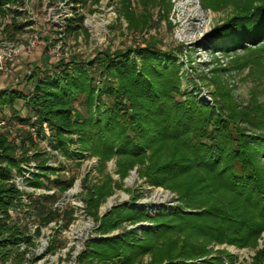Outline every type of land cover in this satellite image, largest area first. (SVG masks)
<instances>
[{
  "label": "trees",
  "instance_id": "1",
  "mask_svg": "<svg viewBox=\"0 0 264 264\" xmlns=\"http://www.w3.org/2000/svg\"><path fill=\"white\" fill-rule=\"evenodd\" d=\"M121 1L129 5L130 0ZM206 1L202 4L209 7ZM232 5L234 17L212 35L215 49L224 54L236 48L248 51V44L264 41V0ZM24 8V0H0L3 39L18 42L33 24ZM125 10L130 24L138 21ZM75 14L65 25L67 35L84 29L83 16ZM254 50L263 52L260 45ZM182 54L181 45L161 50L154 42L108 48L33 68L25 76L27 89L21 84L0 89V114L3 108L11 112V119L5 116L8 126L35 129L52 152L67 160L86 153L100 163L96 170L105 180L93 185L87 178L82 181L85 212L97 223V237L85 241L75 264H139L145 256L150 264H224V259L226 264H264V244L256 249L264 233V105L236 102L218 70L212 81L197 76L214 86L212 103L200 100L195 83L192 90L182 86L187 81L177 59ZM248 64L250 60L243 67ZM23 134L17 132V141L8 131L0 132V264H39L44 254L36 256L34 249L42 228L55 222L58 234L74 221L72 209L56 204L75 178L51 177L56 170L43 157L32 171L24 147L29 134ZM114 158L121 180L137 168L149 187L176 195L177 204L162 206L155 214L140 205L121 204L99 217L113 191L105 163ZM15 176H26L28 188L55 191L20 190L12 182ZM131 200L136 203L137 197ZM141 222L150 226L140 232L124 227ZM58 243L53 235L45 254L55 252ZM211 245L256 251L249 261H239Z\"/></svg>",
  "mask_w": 264,
  "mask_h": 264
},
{
  "label": "rangeland",
  "instance_id": "2",
  "mask_svg": "<svg viewBox=\"0 0 264 264\" xmlns=\"http://www.w3.org/2000/svg\"><path fill=\"white\" fill-rule=\"evenodd\" d=\"M24 1L27 20L32 21L33 24L21 34L18 45L26 47L30 40H35V47L30 52L22 49L16 54L17 56L7 62L6 72L0 75V89L12 87L17 82L22 88L27 89L30 85L26 84L25 76L30 75L35 67H48L60 60L84 58L91 56L95 51L102 52L108 48L121 50L154 42L161 50L181 45L183 54L177 59L183 64L187 76V81H184L182 86L192 90L195 83L199 89L200 100L212 103L209 91H212L214 86L209 81L213 80L215 75L213 72L218 70L222 85L230 89L236 102L243 106L248 105L249 102L264 105V41L248 44L250 47L248 51L236 48L224 54L215 49V40L212 38L215 28L234 17L232 4L238 0L231 2L207 0L209 7H205L202 0H130L129 5H124L121 0H85L84 3H81L83 0ZM126 7L138 20L133 25L124 16ZM75 13L83 16L84 29L67 35L65 25L74 21L77 16ZM68 19L70 22L67 21ZM140 19L142 20L139 21ZM134 25L138 28H134ZM221 37L225 43L231 42L228 37ZM259 45L263 52L252 53ZM248 60L250 64L243 67ZM256 61L261 62L257 68L253 65ZM197 76L200 79L205 77L209 81L204 78L200 81ZM16 108L20 111L21 105L17 104ZM1 113L11 119V112L7 108H3ZM17 126L18 124L1 127L0 132L8 131V135H12L17 141H19L18 131L24 132L23 138L25 133L29 134V138L25 139L24 147L27 148L25 153L30 158L32 171H35L33 167L43 160V157L47 165L56 170L51 177H61L63 180L75 178L73 186L61 195L56 204L62 210L72 209L74 221L68 229L61 230L58 234L55 230L59 229L60 225H56L55 222L44 226L41 236L36 241L34 253L36 256L44 254L39 264H75V257L84 248L85 241L97 237L95 232L97 223L85 212L83 198L86 190L82 187V181L87 178L89 185L104 181L105 175L96 170L100 163L96 157L88 156L86 153L82 159L71 157V160H67L59 152H52L48 142L40 139L35 129ZM76 147L73 146L71 150ZM48 153L54 154L49 158ZM14 155L18 157V152L15 151ZM77 162H80V166H77ZM116 162L114 158L105 163L104 174L111 178L113 191L100 206L99 217L121 204L130 207L140 205L151 214H155L162 206L177 204L174 201L176 195L163 188L149 187L139 176L137 168L130 170L121 180L116 174ZM61 167L64 169L60 170ZM27 189V192L36 194H51L55 191H45L42 188L34 190L27 187ZM132 197H137L136 203L132 202ZM148 226L150 223L141 222L124 227L127 230L134 229L140 232ZM118 232L115 231L113 234ZM53 235L59 242L58 248L53 253L45 254ZM263 244L264 233L259 237L256 249L262 248ZM209 248H213L214 251L223 250L239 261H249L256 251L250 247L239 248L232 245H211ZM150 262L151 258L145 256L139 264H150ZM224 264H226L225 259Z\"/></svg>",
  "mask_w": 264,
  "mask_h": 264
},
{
  "label": "built area",
  "instance_id": "3",
  "mask_svg": "<svg viewBox=\"0 0 264 264\" xmlns=\"http://www.w3.org/2000/svg\"><path fill=\"white\" fill-rule=\"evenodd\" d=\"M4 28V24H2L0 22V75L4 74L6 72V64L8 61L12 60L15 56H17L16 54L21 51L22 49H25L26 51L30 52L32 51V49H34L35 47V40H30L28 42V44L26 45V47H23L22 45H18V42L20 40H18V42L16 43H12L10 41H7L5 39L2 38L1 36V31ZM18 82L14 85H17ZM13 85V86H14ZM8 126V119L5 116H2V114H0V128H4ZM17 127L19 128H27L21 125H18ZM31 131H33L31 129ZM27 176V175H26ZM25 176V177H26ZM24 176H15L12 179V182H14V184L18 187V189L20 190H28L26 187V184L24 182L25 179Z\"/></svg>",
  "mask_w": 264,
  "mask_h": 264
}]
</instances>
